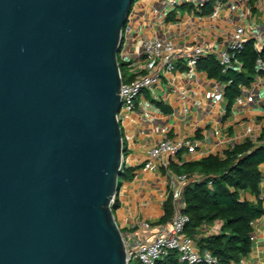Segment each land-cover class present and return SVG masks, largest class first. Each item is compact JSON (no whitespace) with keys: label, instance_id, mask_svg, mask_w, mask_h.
<instances>
[{"label":"water","instance_id":"95a60500","mask_svg":"<svg viewBox=\"0 0 264 264\" xmlns=\"http://www.w3.org/2000/svg\"><path fill=\"white\" fill-rule=\"evenodd\" d=\"M132 0H0V264H126L110 201Z\"/></svg>","mask_w":264,"mask_h":264},{"label":"crops","instance_id":"0c3cea01","mask_svg":"<svg viewBox=\"0 0 264 264\" xmlns=\"http://www.w3.org/2000/svg\"><path fill=\"white\" fill-rule=\"evenodd\" d=\"M211 7L208 4L194 12L181 8L178 16L166 15L161 0H137L123 26L128 39L123 38L121 55L127 49L138 57L142 43L152 38L169 39L178 51L192 46L221 48L235 25H256L257 36L264 41V0H225L219 10ZM129 55H123L124 62L133 60ZM127 70L128 78L131 73ZM226 86L209 79L203 71L187 72L183 61L177 60L174 70L161 76L158 86L142 91L136 99L135 110L120 122L122 173L112 212L122 234L150 241L153 228L167 224H158L169 193L166 176L163 170L142 168L148 149L165 138L191 144L193 152L184 146L169 160V164L180 166L221 155L247 139L255 141L264 130V72L256 74L249 86H239V95L228 110ZM260 173L259 199L264 201V164ZM245 197L254 201L249 195ZM141 222L149 223L152 229L141 228ZM215 224L202 225L198 237L209 235ZM252 230L250 252L238 264H264V216L252 224Z\"/></svg>","mask_w":264,"mask_h":264},{"label":"built area","instance_id":"2783aa9c","mask_svg":"<svg viewBox=\"0 0 264 264\" xmlns=\"http://www.w3.org/2000/svg\"><path fill=\"white\" fill-rule=\"evenodd\" d=\"M134 1H131V8ZM224 1L161 0L162 13L166 15L173 13L178 16L181 8H187L194 12L202 10L208 4L212 5L211 8L214 10H219ZM129 12L126 15L125 23ZM257 32L259 31L256 25H249L248 28L235 25L224 46L217 49L192 46L189 49L184 48L178 51L169 39L152 38L145 40L142 43L141 53L138 57L128 63L123 60V64L130 70L132 80L123 83L121 72L120 106L115 115L117 122L120 124L124 118L135 110L136 99L142 91L153 90L159 85L161 76H165L174 70V63L177 60L183 61L187 72H193L201 59L212 56L221 67V73H225L227 70L241 72V64L237 61L236 55L243 50L244 46L251 42L254 50L258 53L264 48V41L258 38ZM120 36L121 43L118 54H120L123 45L124 30L121 31ZM255 72L256 74L264 72V57L256 59ZM184 146L187 150L193 152L194 147L191 144H182L165 138L148 149L145 154L142 164L144 170H163L165 173L172 212L166 225L155 227L149 233L150 241L121 233L126 264H155L172 252L176 253L178 262L182 264H217L218 262L217 258L213 257L208 250H200L196 240L185 233L189 218L183 213V192L190 182L199 181V179L195 176L177 175L169 170V160L176 157ZM121 168L122 160L120 174L122 173ZM117 195L118 190L112 195L111 208L117 200ZM216 224L217 226L211 229L210 234L219 233L220 223ZM139 226L145 230L152 229V226L147 222H141ZM252 240L253 238L250 237V241Z\"/></svg>","mask_w":264,"mask_h":264},{"label":"trees","instance_id":"16d2710c","mask_svg":"<svg viewBox=\"0 0 264 264\" xmlns=\"http://www.w3.org/2000/svg\"><path fill=\"white\" fill-rule=\"evenodd\" d=\"M258 57H264V48L258 53L252 43L248 42L236 55L241 64V72L227 70L221 73V67L212 56L201 59L196 69L205 72L209 79L227 85L224 98L228 110L239 95V86L247 87L253 81ZM131 80V77H124L123 83ZM263 164L264 130L255 141L247 139L224 150L221 155H208L180 166L169 164L173 173L199 179L190 182L183 192V213L189 218L185 233L196 240L200 250H208L217 258V264H238L250 252L252 224L264 216V201L259 199L260 166ZM124 178L129 179L127 176ZM246 195L253 197L254 201L247 200ZM116 206L115 201L112 211ZM171 212L168 196L158 224L167 222ZM215 223H220L218 234L198 237L202 225ZM155 264L182 263L178 262L176 253L172 252Z\"/></svg>","mask_w":264,"mask_h":264},{"label":"rangeland","instance_id":"374dc122","mask_svg":"<svg viewBox=\"0 0 264 264\" xmlns=\"http://www.w3.org/2000/svg\"><path fill=\"white\" fill-rule=\"evenodd\" d=\"M134 1V0H133ZM137 2V0H135L134 1V3H136ZM126 39H128V35L126 34L125 36H124ZM124 48V47H123ZM125 54H130L129 56V59H135L134 57H133V55H135V53H131V52H128V50L126 49L124 52H123V50H122V55H121V53L120 54H118V56H117V60H118V65H119V67L121 68V71H122V77L124 78V77H127V74H128V70H127V68H126V65L125 64H123V55H125ZM132 60V61H133ZM131 61V62H132ZM121 182V178L118 180V183H120Z\"/></svg>","mask_w":264,"mask_h":264}]
</instances>
